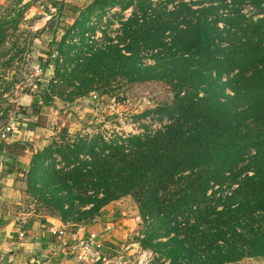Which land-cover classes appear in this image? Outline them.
<instances>
[{
	"label": "trees",
	"instance_id": "trees-1",
	"mask_svg": "<svg viewBox=\"0 0 264 264\" xmlns=\"http://www.w3.org/2000/svg\"><path fill=\"white\" fill-rule=\"evenodd\" d=\"M21 2H6L0 14L1 116L12 106L21 52L37 36L25 31L19 41ZM59 2L51 4L58 16L75 12ZM114 3L129 16L114 41L103 30L92 40L89 16ZM54 44L44 63L37 57L42 75L48 66L51 74L24 89L33 98L21 113L37 114L53 98L109 97L120 81L161 82L173 97L140 113L166 121L150 132L80 136L35 151L24 182L39 207L74 227L128 195L150 264L264 257V0H90ZM25 145L14 141L5 153Z\"/></svg>",
	"mask_w": 264,
	"mask_h": 264
},
{
	"label": "rangeland",
	"instance_id": "rangeland-1",
	"mask_svg": "<svg viewBox=\"0 0 264 264\" xmlns=\"http://www.w3.org/2000/svg\"><path fill=\"white\" fill-rule=\"evenodd\" d=\"M9 1L0 0V14L6 2L8 3ZM53 1L22 0L21 2L26 3L27 8L24 18L19 24V29L23 31L19 37V41H22V37L26 33L25 31L35 33L37 36L31 38V43L26 46V50L21 52L23 63L18 61L19 71L14 73L17 82L14 83L11 94L7 95L8 102L12 106L6 112V116H1L0 114V129L9 120L16 121L19 124L35 121V114L31 113L29 109L25 113L21 112L22 108L29 107L32 103H30V95L24 93V89L30 86L34 87L36 81L47 82V76L42 75L41 72L44 65L41 66L42 69L38 66L37 57L41 56L42 60L40 63H44L46 56L43 52L47 50L50 52L54 51V43L59 39L58 36L63 33L65 26L69 25L68 23L74 17H77L75 8L82 9V6L88 4L90 0H56L60 1L59 3H63V5L64 2L65 4H69L65 6V10L66 7H69L71 12H73V8L75 9V12L61 16L57 15L56 10L50 12L47 9V4H52ZM171 6L172 4L168 3L167 7L171 8ZM130 12V8L120 10L119 4L114 3L110 8H105L104 13L100 16H97L96 12L91 14L88 18V24L94 27V31L88 33L87 36L97 41L101 39L103 30L109 39L114 41L115 35L118 34V22L128 17ZM46 15H50V17L46 19ZM48 22L50 23L49 26ZM49 43L51 45L48 48ZM143 61H146V63L151 62L149 59H144ZM51 69L52 67L48 66L46 73L51 72ZM114 87L115 91L109 97L98 95V92H94L97 95V99L93 101L90 97L91 93L88 96L73 99L71 102L53 98L48 106L42 108L39 121L42 122L45 119L48 124L50 119H53V123H55L53 125H56L58 131L54 132L55 139L50 138L51 136L49 137L50 139H46L45 145H49L52 142L63 143L72 141L80 136L90 139L96 134H100L108 141L117 136L124 137L128 134L150 132L166 122L164 119L158 120L154 114L140 115L146 109L158 106L162 102L171 101L173 95L165 84L157 81L129 83L120 81V84ZM5 105L6 102H1L0 108L5 107ZM9 141L0 143V153H5L4 147L9 144ZM22 142L26 144V148L33 147L34 142L32 138L31 140L27 139ZM22 178L25 181V176ZM123 197L129 196L125 195ZM22 199L23 204L20 206L22 212L29 208L43 212L42 208L39 207L38 201L34 199V196L26 188L24 194H22ZM131 201L134 203L132 199ZM140 237L141 234L136 231V233L122 241L124 246L128 245V249L126 250L128 254L125 256L129 260L128 264H150L153 259V254H151L150 250L142 249L138 245L137 239H140ZM232 264H264V257H247Z\"/></svg>",
	"mask_w": 264,
	"mask_h": 264
},
{
	"label": "crops",
	"instance_id": "crops-1",
	"mask_svg": "<svg viewBox=\"0 0 264 264\" xmlns=\"http://www.w3.org/2000/svg\"><path fill=\"white\" fill-rule=\"evenodd\" d=\"M64 5L69 4L64 2ZM76 9L78 15L81 8ZM50 74V71L46 73L45 70L44 76L48 78ZM32 98L30 96V103ZM43 107L46 106L41 105L35 114V121L20 123L10 137L9 144L32 138L33 147L25 146L21 153H3L0 159V264H30L36 257H41L46 264H101V257H111L124 247L122 253L126 256L128 245L124 246L122 241L136 233L139 224L135 220L138 212L129 197H120L108 202L90 222L74 227L62 222L56 215L44 211L33 208L23 212L20 210L25 190L22 177L27 171L30 157L35 151L46 146L47 138L51 136L50 138L55 139L54 132L58 131L56 125H53V119H50L48 124L45 119L39 121ZM48 225L63 226L73 238L64 241L50 234L46 229ZM89 231L98 234L100 247L90 262L76 263L69 247L76 236H85Z\"/></svg>",
	"mask_w": 264,
	"mask_h": 264
},
{
	"label": "built area",
	"instance_id": "built-area-1",
	"mask_svg": "<svg viewBox=\"0 0 264 264\" xmlns=\"http://www.w3.org/2000/svg\"><path fill=\"white\" fill-rule=\"evenodd\" d=\"M47 9L50 12H53L55 8L51 4H47ZM51 15V13H50ZM50 15H46V19L50 17ZM91 93V94H90ZM90 97L93 100H96V94L94 92H90ZM113 99V98H112ZM111 99V100H112ZM19 126V123L13 120H9L3 127L0 129V143H6L10 140L12 132ZM3 153H0V159ZM136 222H140L139 216L135 217ZM21 223L22 220H20ZM47 231L59 238H62L64 241L69 238H73L70 235L69 231L61 227H56L53 225H48L46 227ZM19 235H22V232H19ZM65 238V239H64ZM73 244L69 247L71 250L72 259L76 263H88L94 257L95 252L100 247V243L98 241V234L95 232L89 231L85 236H76V238L72 242ZM120 249H125L120 248ZM123 250H119L118 253L112 255L111 257H101V264H128L129 260L122 253ZM30 264H46L45 260L41 257H36L30 261ZM146 264V263H145Z\"/></svg>",
	"mask_w": 264,
	"mask_h": 264
}]
</instances>
